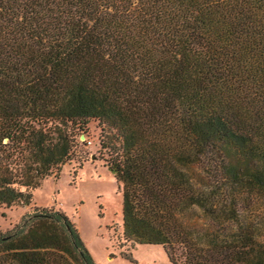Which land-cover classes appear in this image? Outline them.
<instances>
[{
  "label": "trees",
  "instance_id": "obj_1",
  "mask_svg": "<svg viewBox=\"0 0 264 264\" xmlns=\"http://www.w3.org/2000/svg\"><path fill=\"white\" fill-rule=\"evenodd\" d=\"M90 120L125 242L264 264V0H0V207L57 177ZM0 264L95 262L41 207Z\"/></svg>",
  "mask_w": 264,
  "mask_h": 264
},
{
  "label": "rangeland",
  "instance_id": "obj_2",
  "mask_svg": "<svg viewBox=\"0 0 264 264\" xmlns=\"http://www.w3.org/2000/svg\"><path fill=\"white\" fill-rule=\"evenodd\" d=\"M99 132L97 121L90 120L59 175L42 180L28 205L0 207V234L10 231L33 208L52 207L74 224L95 264H170L160 247L122 238L121 195L104 165ZM129 254L132 261L123 257Z\"/></svg>",
  "mask_w": 264,
  "mask_h": 264
},
{
  "label": "built area",
  "instance_id": "obj_3",
  "mask_svg": "<svg viewBox=\"0 0 264 264\" xmlns=\"http://www.w3.org/2000/svg\"><path fill=\"white\" fill-rule=\"evenodd\" d=\"M86 142L89 144L90 143V140H86Z\"/></svg>",
  "mask_w": 264,
  "mask_h": 264
},
{
  "label": "water",
  "instance_id": "obj_4",
  "mask_svg": "<svg viewBox=\"0 0 264 264\" xmlns=\"http://www.w3.org/2000/svg\"><path fill=\"white\" fill-rule=\"evenodd\" d=\"M81 138L83 137V136H80Z\"/></svg>",
  "mask_w": 264,
  "mask_h": 264
}]
</instances>
